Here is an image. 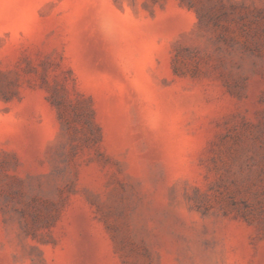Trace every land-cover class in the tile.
I'll return each mask as SVG.
<instances>
[{
    "label": "rangeland",
    "instance_id": "1",
    "mask_svg": "<svg viewBox=\"0 0 264 264\" xmlns=\"http://www.w3.org/2000/svg\"><path fill=\"white\" fill-rule=\"evenodd\" d=\"M0 264H264V0H0Z\"/></svg>",
    "mask_w": 264,
    "mask_h": 264
}]
</instances>
